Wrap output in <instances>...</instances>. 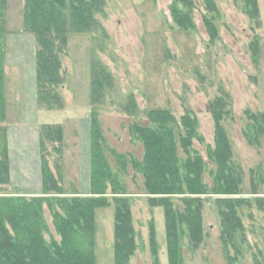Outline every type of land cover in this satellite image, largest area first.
I'll return each instance as SVG.
<instances>
[{"label": "rangeland", "instance_id": "1", "mask_svg": "<svg viewBox=\"0 0 264 264\" xmlns=\"http://www.w3.org/2000/svg\"><path fill=\"white\" fill-rule=\"evenodd\" d=\"M192 1L193 29L183 31L170 16L172 0H107L95 17L99 29L88 34L70 33L62 59L64 82L59 88L63 107L46 110L36 103V43L34 37L23 30L24 0H7L3 39L4 93L5 103L9 104L7 121L10 125L24 126L17 129L24 140L31 137L27 126L34 120L33 105L46 120L63 125L69 122L66 171L62 170L61 186L66 196L74 197L90 192V159L83 162L82 147L86 146L87 154L88 148L91 152V122L95 118L103 138L104 157L130 198L137 233V250L130 264H153L149 244L152 223L158 262L168 264L163 208L150 207L142 175L130 165L120 173L109 151L140 162L143 149L140 143L131 140L129 126L146 125L149 110H168L176 119L189 112L196 117L198 133L204 139V145L194 141L193 149L208 163L206 147L213 146L214 138L209 105L224 100V110L229 111L230 116L221 125L230 140L232 162L242 174L239 197L251 204L239 210L243 230L234 237L239 254L235 256L230 250V255L236 257L234 264H255L256 259H264V213L254 203L255 198H264V135L257 147L248 144L243 133L250 130L254 122L246 113H264V0H257L259 13L255 19L247 16L252 7H247L243 0H209L207 7L206 0ZM91 62L100 64L109 75L104 97L94 104L87 83ZM0 127L1 145L7 124ZM56 159L51 152L50 164ZM40 169V166L36 171L32 168L40 180L37 176L31 188H24L23 179L15 175L16 182L12 186H0V195H42L38 193L42 191ZM252 171L258 195H252ZM203 182L208 188L213 185L208 173L204 174ZM26 193L36 195H24ZM109 194L107 191L109 206L95 212V264H114V205L113 196ZM216 200L213 195L203 198V240L197 248L190 249L187 239L183 238L184 264H229L220 242L221 218ZM172 201L177 210L183 209L179 198ZM43 216L48 228L44 239L58 241L52 215L46 207Z\"/></svg>", "mask_w": 264, "mask_h": 264}, {"label": "trees", "instance_id": "2", "mask_svg": "<svg viewBox=\"0 0 264 264\" xmlns=\"http://www.w3.org/2000/svg\"><path fill=\"white\" fill-rule=\"evenodd\" d=\"M207 2L209 0H206V7ZM243 2L247 7H252L247 11V16L258 18L257 0ZM106 3L107 0H24L23 30L32 35L36 43L35 86L39 108L61 110L63 107L59 88L64 82L62 59L68 48V37L70 33L88 34L99 29L95 17L101 13ZM192 7V0H172L170 16L173 23L183 31L193 29L190 18ZM6 8L7 0H0V126L5 124L6 110L3 50ZM208 10L212 11L210 8ZM211 31H214L213 27ZM90 75V98L94 104L101 96L104 97L109 75L96 62H91ZM220 100L209 105L214 123V138L213 146L206 147L208 163L193 149L194 141L204 145V139L198 133L196 117L189 112L176 119L168 110H149L146 125L133 123L129 126L131 140L140 143L143 149L140 162L109 151L120 173L130 165L142 175L150 207L163 208L168 264H184L181 252L183 238L187 239L190 249L197 248L203 240L202 202L203 198L211 195L217 198L221 218L220 242L228 263L234 264L236 261V257L230 255V250L235 256L239 254L234 241L236 233L243 230L239 210L251 204L239 197L242 195V174L232 162L230 140L221 125L230 116V112L224 110L226 103ZM246 115L248 118L253 117L251 120L254 122L251 129L243 133L245 139L248 144L259 147L264 135V113ZM62 139L61 125L40 126L42 195H0V264H95V212L109 206L107 191L113 196L114 205L113 262L130 264L137 250V233L130 198L121 186L118 174L112 171L104 157L98 121L92 118L91 122L90 192L87 195L69 197L63 193ZM7 149L4 137L0 145V186L10 184ZM51 152L57 159L50 164ZM206 173L213 180L210 188L203 182ZM250 178L252 195H258L253 171ZM173 198L181 200V211L174 207ZM254 203L264 213V198H255ZM44 207L52 215V226L58 241L44 239L48 232L43 216ZM149 227L153 264H159L153 223ZM255 264H264V259H256Z\"/></svg>", "mask_w": 264, "mask_h": 264}, {"label": "crops", "instance_id": "3", "mask_svg": "<svg viewBox=\"0 0 264 264\" xmlns=\"http://www.w3.org/2000/svg\"><path fill=\"white\" fill-rule=\"evenodd\" d=\"M6 73V72H5ZM90 72H89V77H88V82L90 85ZM35 78V76H34ZM7 102V101H6ZM33 112H34V120L31 125H28L27 127L30 130L31 137L28 140H24L22 135L18 132V128L24 127L20 126L18 123L16 125L12 124L10 125L7 121L8 116H9V104L8 102L6 103V110H5V116L7 124V133H6V141H7V150H8V160H9V171H10V184L9 186L13 185V182L15 181V175H19L23 179V187L24 188H31L33 182L36 181L37 176L40 180L39 175H37L33 170L36 171L37 167L39 168L40 166V152H39V129L40 126L42 125H53V124H59L62 127L63 131V139H62V144H63V152H62V170L65 169V162H66V128L69 124L67 122V125H63L61 123H55L54 121L51 120H46L41 113H39L35 107V105L32 106ZM86 146L83 145L82 150H83V162L87 159L89 162L90 159V152L88 148V154L86 152ZM28 148V149H27ZM80 157V156H79ZM29 167V172L28 168ZM33 168V170H32ZM23 173V175L21 174ZM41 173V171H40ZM64 176V173H63ZM16 182V181H15ZM18 187H20V183H17ZM22 188V187H20ZM64 190V188H63ZM39 194L42 193V191L38 192ZM37 193V194H38ZM63 193L66 195L65 191ZM38 194V195H39ZM23 195V194H21ZM24 195H36V194H24ZM87 195V194H86Z\"/></svg>", "mask_w": 264, "mask_h": 264}]
</instances>
